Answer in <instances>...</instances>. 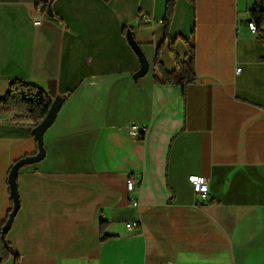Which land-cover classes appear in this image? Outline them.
<instances>
[{
  "label": "crops",
  "instance_id": "obj_1",
  "mask_svg": "<svg viewBox=\"0 0 264 264\" xmlns=\"http://www.w3.org/2000/svg\"><path fill=\"white\" fill-rule=\"evenodd\" d=\"M49 1L0 0V100L15 81L65 98L45 158L19 171L6 235L16 257L0 264H264V35L249 27L264 0H176L175 52L185 59V40L195 45L185 89L164 84L156 65L159 52L177 70L168 0ZM40 5L54 17L37 27ZM127 30L150 63L138 79ZM31 124L0 114V234L11 169L39 151ZM195 175L209 180L205 203Z\"/></svg>",
  "mask_w": 264,
  "mask_h": 264
},
{
  "label": "trees",
  "instance_id": "obj_2",
  "mask_svg": "<svg viewBox=\"0 0 264 264\" xmlns=\"http://www.w3.org/2000/svg\"><path fill=\"white\" fill-rule=\"evenodd\" d=\"M51 0L49 1V3ZM176 0H168L167 10L163 23L166 28L165 42L169 43L170 52L176 60L177 70L175 72H166L160 64L159 52L157 54L156 65L160 68L163 77V83L167 85H176L185 89L190 84L196 81V59H195V45L186 41L189 48L188 56L185 59H181L175 52V41L169 36V26L173 18L174 7ZM252 21L256 24L258 32L261 36L264 35V12L255 10L252 13ZM162 46V45H161ZM160 46V47H161ZM160 47L158 51L160 50ZM52 106L51 97L43 90L28 82L15 81L10 85L9 92L6 96L0 100V114L3 113H16L19 117H25L32 121L30 126L31 132L40 124L42 120L47 116ZM34 136V134H33ZM35 137V136H34ZM36 139V138H35ZM13 204V200L11 198ZM12 211L10 209L6 221L3 223V228L9 218ZM6 235L2 232L0 234V259L1 263L9 259L11 256L16 257L11 245L7 242ZM107 236L103 234V240H106Z\"/></svg>",
  "mask_w": 264,
  "mask_h": 264
},
{
  "label": "water",
  "instance_id": "obj_3",
  "mask_svg": "<svg viewBox=\"0 0 264 264\" xmlns=\"http://www.w3.org/2000/svg\"><path fill=\"white\" fill-rule=\"evenodd\" d=\"M52 1L53 0H51V2ZM47 14L50 17H54V13H53L50 5L47 9ZM127 39H128L130 46L133 48L135 53L138 55L139 60L141 62V68H140L139 72H137L134 76L135 79H138V78H141L148 73L149 68H150V63H149L141 45L135 40L131 30H127ZM64 101H65V98L62 96H57L55 99H53L52 106H51L47 116L33 130V134H34V136L38 142V148H39L38 153L36 155L28 156L26 158L21 159L11 169V172L9 175V185H10L11 198L13 200V207H12V211L9 215V218H8L4 228H3L4 235L7 234L9 232V230L11 229L13 222L15 220V217L17 216V214L20 210V207H21V202H20V198H19V190H18V182H17L19 171L23 167H25L27 165L34 164V163L41 162L45 158L46 150L44 147V137H45L47 130L54 124Z\"/></svg>",
  "mask_w": 264,
  "mask_h": 264
},
{
  "label": "built area",
  "instance_id": "obj_4",
  "mask_svg": "<svg viewBox=\"0 0 264 264\" xmlns=\"http://www.w3.org/2000/svg\"><path fill=\"white\" fill-rule=\"evenodd\" d=\"M255 2L257 5L260 4V0H255ZM46 12H47V8L45 5H40L39 8L35 12H33L32 19H33V24L35 26L38 27L43 24L44 15L46 14ZM139 19L142 24L153 23V18L151 17L141 15ZM249 27L254 33H258L257 26L254 22H251L249 24ZM146 131L147 129L144 126L140 127L133 125L130 128L131 135L136 140H144L146 137ZM189 181L193 184L195 193L200 197L201 202L205 203L208 200L210 194L209 180L205 177L195 175V176H191ZM136 186H137L136 179L131 178L127 181V188L129 192L134 191ZM138 204H139L138 202H134L135 206H138ZM126 227L131 230H139L141 228V225L138 223H128Z\"/></svg>",
  "mask_w": 264,
  "mask_h": 264
}]
</instances>
